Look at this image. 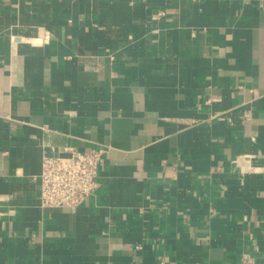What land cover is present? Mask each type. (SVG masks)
<instances>
[{
  "label": "crops",
  "instance_id": "0c3cea01",
  "mask_svg": "<svg viewBox=\"0 0 264 264\" xmlns=\"http://www.w3.org/2000/svg\"><path fill=\"white\" fill-rule=\"evenodd\" d=\"M66 147L105 151L100 186L43 209ZM244 255L264 264V0H0V264Z\"/></svg>",
  "mask_w": 264,
  "mask_h": 264
},
{
  "label": "built area",
  "instance_id": "2783aa9c",
  "mask_svg": "<svg viewBox=\"0 0 264 264\" xmlns=\"http://www.w3.org/2000/svg\"><path fill=\"white\" fill-rule=\"evenodd\" d=\"M164 14L152 17L158 20ZM105 151L91 149L80 151L74 147H66L45 153L42 159V170L39 177L41 208L77 209L90 199L100 186V166ZM240 156L234 163L252 172L250 163L256 160L255 155L245 158ZM242 264H254L249 255L242 257Z\"/></svg>",
  "mask_w": 264,
  "mask_h": 264
}]
</instances>
